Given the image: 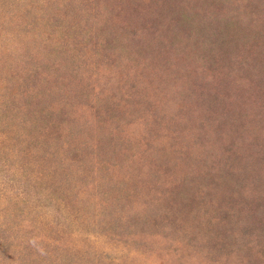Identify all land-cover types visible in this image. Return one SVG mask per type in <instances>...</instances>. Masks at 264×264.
<instances>
[{"label":"rangeland","instance_id":"obj_1","mask_svg":"<svg viewBox=\"0 0 264 264\" xmlns=\"http://www.w3.org/2000/svg\"><path fill=\"white\" fill-rule=\"evenodd\" d=\"M0 264H264V0H0Z\"/></svg>","mask_w":264,"mask_h":264}]
</instances>
